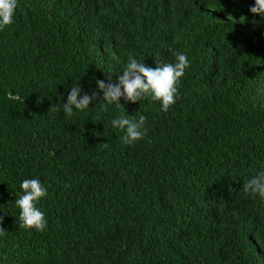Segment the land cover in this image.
Here are the masks:
<instances>
[{
  "label": "trees",
  "instance_id": "obj_1",
  "mask_svg": "<svg viewBox=\"0 0 264 264\" xmlns=\"http://www.w3.org/2000/svg\"><path fill=\"white\" fill-rule=\"evenodd\" d=\"M253 5L17 0L0 31V264H264V198L242 189L264 172ZM173 52L190 67L167 113L150 97L63 112L72 86L91 95L129 57L155 69ZM121 114L144 115L147 136L124 144ZM34 178L47 189L42 232L18 226L15 199Z\"/></svg>",
  "mask_w": 264,
  "mask_h": 264
},
{
  "label": "clouds",
  "instance_id": "obj_2",
  "mask_svg": "<svg viewBox=\"0 0 264 264\" xmlns=\"http://www.w3.org/2000/svg\"><path fill=\"white\" fill-rule=\"evenodd\" d=\"M16 8L17 0H0V31L13 23ZM249 10L253 15L264 17V0H254V5ZM173 56L175 57L174 63L158 65L155 69L147 67L144 62L141 63L135 58L129 57L122 74L116 77L114 83L111 76H107V83L104 80L95 79L97 90L93 91L91 95L82 94V89L78 85L72 86L67 95V102L63 103V112L71 117L76 114V111L89 109V105L97 100H102L107 105L114 104L121 107L119 103L121 98L126 102L135 104L146 97H150L152 101L161 104L162 112L167 113L175 103L178 82L184 77L186 69L190 67L187 55L173 52ZM51 110H53L52 107ZM111 124L114 128L124 132L122 140L126 145H132L148 134L144 115H140L137 119L133 115L121 114L114 118ZM103 146L108 147L107 143H103ZM20 188L22 194L15 199V205L20 210L18 226L26 230L44 231L47 221L44 213L35 205L47 195V189L35 178L24 179ZM242 189L245 194L252 198L257 196L264 198V172H260L245 182ZM2 224L3 217H0V225ZM4 233L3 227H0V235Z\"/></svg>",
  "mask_w": 264,
  "mask_h": 264
}]
</instances>
